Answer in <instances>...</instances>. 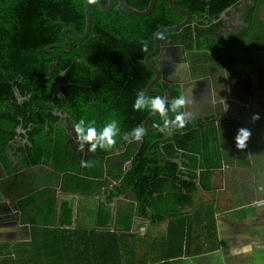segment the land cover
Masks as SVG:
<instances>
[{
    "label": "flooded vegetation",
    "instance_id": "1",
    "mask_svg": "<svg viewBox=\"0 0 264 264\" xmlns=\"http://www.w3.org/2000/svg\"><path fill=\"white\" fill-rule=\"evenodd\" d=\"M240 8L241 4L228 8L233 10V15L236 14L233 28L240 25L237 23L240 22ZM230 29L226 24L224 31L223 28L221 31L227 35ZM159 36V50L149 58L159 76L146 62L147 56L156 47L154 39V48L147 54L141 51L133 54L130 49L129 53L128 48H121L110 56L99 50L91 59L88 47L81 44L80 58H77L79 65L73 64L78 67L74 75L76 82L68 81L65 71L60 72L59 79L52 70L49 75V65L57 61L50 69L58 67L60 61L53 49L62 48L50 49L55 56L51 54L54 61L47 64L45 75H37L30 81L23 77H9L6 80L8 86L4 88L5 92L0 93V244L7 248L29 242L33 226L64 229L67 226L63 220L69 208L72 210L71 227L74 228V217L79 214H76L78 206L79 209L82 206L88 208L83 213H87L91 220L94 219L93 213H109V222L112 220L110 229L122 225L118 221L120 214L131 211L135 224L132 232L135 235L142 231L137 226L140 221L149 224L145 217L140 216V202H145V199L139 195L138 186L142 184L149 192L159 193L156 188L163 185L165 168L169 163L177 164V160L181 159V170L177 167V173L172 172L174 176L181 177L185 182L199 179L204 187L197 189L195 194L199 192L206 196L210 192L205 184L208 180L205 172L211 168L186 169V154L181 152L178 158H172L167 155L164 144L168 142L177 149L179 141L192 139L190 149L193 150L196 143L192 135L204 142L205 130L219 129L231 121L229 115L235 114L230 112L231 106L238 110H242L243 106L238 107L240 103L229 96L221 64L212 71H199L203 64L199 59L194 60L193 51L185 49L183 45L167 43ZM71 50L72 43L71 49L65 52ZM156 77V82L151 85L153 89L164 90L168 98L171 90L177 87L191 101L186 107V111L192 114L187 122L189 125L171 135L164 132V135L154 136L163 126L162 123L159 127L155 126L159 122V119H155L158 115L133 111L137 91L144 89L150 95H159L157 91L150 90V83ZM80 118L94 121L98 128L111 119H117L121 135L117 137L116 145L105 155H100L99 150L88 152L87 144L80 151L72 128ZM136 126H143L146 130L139 142L131 141L129 135ZM167 135L168 139L162 140ZM178 136L181 138L177 139ZM143 148L149 158L158 159V162L148 163L143 172L136 173L133 179V161ZM129 150L131 153L128 156ZM63 152L66 161L62 170L53 168L47 162L33 164L36 158ZM82 160L90 161L92 166L81 167ZM195 170L202 174L196 177L193 173ZM98 174L102 176L97 178ZM66 176H77L89 184L84 187L68 186ZM181 190L176 183H169L164 192ZM182 195L190 199L194 196L184 190Z\"/></svg>",
    "mask_w": 264,
    "mask_h": 264
},
{
    "label": "trees",
    "instance_id": "2",
    "mask_svg": "<svg viewBox=\"0 0 264 264\" xmlns=\"http://www.w3.org/2000/svg\"><path fill=\"white\" fill-rule=\"evenodd\" d=\"M125 1L138 9H145L151 0ZM174 2L176 6L189 10L194 15L193 20L187 23L183 30L162 32L159 37H163L167 43L183 45L185 49L193 51L194 60L207 59L198 56L199 54L222 56L234 50L246 37L250 38L251 43L264 41V17L260 14L264 0H251L252 5H247L244 16L248 27L238 33L227 30V35H224L223 31L226 24L230 27V23L222 18V14L229 7L236 8L242 0ZM90 15V32L81 43L82 47H88L90 59L95 57L99 50L110 56L115 55L114 52L121 48H128L133 54L137 51L147 54L154 48V34L159 28L176 25L185 18L184 14L171 10L164 0H157L153 12L146 16L127 13L121 8L118 0H114V6L109 12L101 10L98 3L90 5ZM84 26V0H0V93L5 92L4 88L8 86L6 80L9 77H23L30 81L37 75H45L47 64L54 61V57L46 53L45 48L51 44L66 43L64 27H70L83 34ZM255 30L262 32L253 33ZM68 34L72 50L65 52L62 49H53L60 61L59 66L52 67L51 70L57 79L60 78V72L65 71L67 80L76 82L74 75L78 71L76 65H79L77 58H80L81 44L71 33ZM145 43L147 50L142 46ZM245 47L246 45L242 46ZM180 94L181 91L176 87L171 90L168 98ZM155 119L159 117L156 116ZM164 134L160 131L155 132L154 136ZM191 137L196 143L193 150L190 149V138L191 141H179L177 149L167 142L164 144L167 155L178 158L179 153L183 152L186 154L189 169L219 167L221 160L216 146V131L205 130L204 142L197 140L193 135ZM108 151L99 150L98 153L105 155ZM130 153L131 150L128 151V156ZM65 161L63 152L36 158L33 164L47 162L53 168L62 170L65 168ZM156 162L158 159L149 158L145 148L141 149L133 161V179L136 173L143 172L148 163ZM177 167L174 162L167 165L163 173V185L159 187L161 189L156 188L159 193L149 192L142 184L137 189L139 195L145 199V202H140L139 212L140 216L150 223L148 229L168 221L164 237L158 239L157 236L152 241L144 240L147 239V228L134 235L132 227L135 224L131 211L120 214L118 221L123 226L119 225L115 229H110L112 220L109 222L110 214L104 211L98 215L93 213L95 222L92 219L91 228L89 225L82 226L81 223L72 228V210L69 208L63 220V224L67 226L64 229L33 226L30 242L8 246L5 249V246H0V264H171V259L182 256V247L189 236L186 229L187 220L179 217L177 209L190 204L193 199L183 196L182 191L193 195L197 191L194 183L182 181L181 177L174 176L172 172L177 173ZM101 176L102 174H98L97 178ZM65 182L72 187H84L89 184L77 176H66ZM169 183H176L182 188L181 192H164ZM85 211H88V208L82 206L79 213ZM105 228L110 230H104ZM147 246L149 247L146 248ZM144 249L151 251L152 255L143 256Z\"/></svg>",
    "mask_w": 264,
    "mask_h": 264
},
{
    "label": "crops",
    "instance_id": "3",
    "mask_svg": "<svg viewBox=\"0 0 264 264\" xmlns=\"http://www.w3.org/2000/svg\"><path fill=\"white\" fill-rule=\"evenodd\" d=\"M242 1L241 12H238L240 22H237L240 25L233 28L236 14L233 15L231 9L222 17L230 23L228 31L231 33L248 27L244 16L247 5L252 2ZM260 14L263 18L264 6ZM249 39L243 38L234 50L222 55L233 59L234 66L221 67L229 96L240 103L238 107L245 106L246 110L231 106L230 112L235 113L229 115L231 121L215 130L221 162L219 167H210L211 170L205 172L208 176L205 184L210 192L206 196L197 192L193 202L177 209L179 217L187 220L189 236L182 247V256L171 259V264H264V207L251 205L264 198V41L251 43ZM243 45L246 47L242 48ZM253 114H259L260 119L253 122ZM241 127L252 132L244 150L237 149L234 140ZM193 173L196 177L202 174ZM79 211L78 206L76 214ZM84 215L87 213L74 217V225L81 223L91 228L93 222H88L87 216L84 220ZM167 223L150 227L154 236H148L150 223L140 221L137 226L142 230L147 228V239L144 240L152 241L157 236L158 239L164 237ZM142 255L152 253L144 249Z\"/></svg>",
    "mask_w": 264,
    "mask_h": 264
},
{
    "label": "clouds",
    "instance_id": "4",
    "mask_svg": "<svg viewBox=\"0 0 264 264\" xmlns=\"http://www.w3.org/2000/svg\"><path fill=\"white\" fill-rule=\"evenodd\" d=\"M85 2L88 5H93L96 3V0H85ZM144 50H147L146 43L144 44ZM190 103L191 101L183 94L169 99L163 95H150L146 90L141 89L136 92L132 107L133 111L158 115L159 122L155 126L159 127V124L162 123L163 126L162 128L159 127L160 130L171 135L186 126L192 115L186 111V107ZM259 119V114L251 116L253 122ZM72 128L79 142V150L82 151L84 145L87 144L88 152L90 153H95L97 150L107 151L112 149L117 143V137L121 135L120 123L117 119H111L98 128L94 121L80 118L72 125ZM145 131L143 126L134 127L129 134L130 140L134 142L141 141L145 136ZM251 135L252 132L249 128H239L234 137L236 148L239 150L246 149ZM80 163L83 168L92 166L88 160H82Z\"/></svg>",
    "mask_w": 264,
    "mask_h": 264
},
{
    "label": "water",
    "instance_id": "5",
    "mask_svg": "<svg viewBox=\"0 0 264 264\" xmlns=\"http://www.w3.org/2000/svg\"><path fill=\"white\" fill-rule=\"evenodd\" d=\"M164 1H166L168 3V5L171 8V10H173L174 12L179 13V14H184L185 18L181 22L176 24V25L161 27L155 32L154 39H155L156 47L147 56L146 62L149 65V67L152 69V71L156 74V76H159V73H158L157 69L155 67H153L152 64L149 62V58L154 56L159 50V39H158L159 34L162 33V32H172V31H181V30H183L184 26L187 23H189L190 21H192L193 20V16H194L186 8H182V7L176 6L174 0H164ZM118 2L120 4L121 8L124 11H126L127 13L134 14V15H139V16H146V15H149L150 13L153 12L157 0H151L149 5H148V7L145 8V9H138V8L128 4L125 0H118ZM96 3L99 4L101 10H103L104 12L111 11L113 6H114V0H107V1H105V0H96ZM229 10L230 9H226L224 11V13L222 14V16H225ZM84 13H85V26H84L83 34H79L76 30H74V29H72L70 27H64L63 28V34H64V37H65L66 45H49V46H47L45 48V52L46 53H49V54H52V55L55 56V54L50 50L51 48H62L64 51H69L71 49V38H70V35L68 33H71L73 35V37L76 38L77 41L80 44L84 41V39L88 36V34L90 32V24H91L90 5H88L85 2V0H84ZM56 64H57V61L49 65V67H48L49 75H51L50 67L51 66H55ZM47 79H49V78H44V80H47ZM156 79H157V77L150 83V90L151 91H157L159 93V95H163V96L166 97V92L164 90H155V89H153L151 87V85L156 82ZM167 139H168V135L162 140H167ZM182 162H183L182 159L181 160H177L178 170H181L179 168L182 167ZM195 172H197V171L195 170ZM190 182L194 183L197 189H199L201 187H204V185L201 184L199 179H192V180H190ZM115 214H116V217H117V209L115 211ZM104 230H110V229H106L105 228Z\"/></svg>",
    "mask_w": 264,
    "mask_h": 264
},
{
    "label": "rangeland",
    "instance_id": "6",
    "mask_svg": "<svg viewBox=\"0 0 264 264\" xmlns=\"http://www.w3.org/2000/svg\"><path fill=\"white\" fill-rule=\"evenodd\" d=\"M198 56L200 57H206L204 61L199 58L200 63L203 64V68L199 69V71H212L214 70V67L217 66L218 64H221V67L224 69V67H232L234 66L233 59L226 58V57H216V60L214 61L213 57L209 54H199ZM222 57V58H221ZM225 62V63H224ZM88 204V202H85ZM83 219H86V215L83 216ZM92 221L89 219L88 222ZM153 228V227H151ZM150 228L148 236H152L153 230Z\"/></svg>",
    "mask_w": 264,
    "mask_h": 264
},
{
    "label": "built area",
    "instance_id": "7",
    "mask_svg": "<svg viewBox=\"0 0 264 264\" xmlns=\"http://www.w3.org/2000/svg\"><path fill=\"white\" fill-rule=\"evenodd\" d=\"M252 206L258 208V207H264V198L260 200H255L251 204Z\"/></svg>",
    "mask_w": 264,
    "mask_h": 264
}]
</instances>
